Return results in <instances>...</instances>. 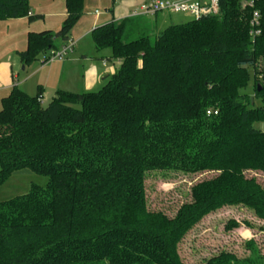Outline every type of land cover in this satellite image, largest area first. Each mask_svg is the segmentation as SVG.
<instances>
[{
	"label": "trees",
	"instance_id": "1",
	"mask_svg": "<svg viewBox=\"0 0 264 264\" xmlns=\"http://www.w3.org/2000/svg\"><path fill=\"white\" fill-rule=\"evenodd\" d=\"M243 1L219 0L217 15L153 39H133V20L99 26L94 49L120 66L98 91H57L42 105L40 89L14 87L1 100L0 185L22 169L48 185L0 203V264H184L179 243L211 212L243 205L264 221V188L243 173L264 171V132L253 126L264 122V0ZM65 7L58 31L28 35L24 66L70 42L83 0ZM28 16V0H0V20ZM249 69L252 96L241 93ZM156 171L220 174L167 217L146 204ZM208 263L241 264L232 254Z\"/></svg>",
	"mask_w": 264,
	"mask_h": 264
},
{
	"label": "rangeland",
	"instance_id": "2",
	"mask_svg": "<svg viewBox=\"0 0 264 264\" xmlns=\"http://www.w3.org/2000/svg\"><path fill=\"white\" fill-rule=\"evenodd\" d=\"M163 13L170 16L171 25H182L192 20L190 16L184 14ZM134 33L133 39L141 35H149L153 39L157 34L149 27L141 28ZM83 51L88 59L86 61L80 60V55L76 53L72 60L83 62L73 64L69 72L72 77L67 76L61 79L63 90L67 93L83 94L87 92L84 87L83 74L90 70V66L98 68L99 71L112 67V61L104 62L101 60L102 56H108L110 53L108 50L99 53L94 49L93 43L89 41L88 44L83 46ZM115 68H117V64ZM49 71L50 68L45 69L43 73L40 72L32 78L31 96L37 95L39 90L36 88L35 82L37 83L42 76L44 79V75ZM21 74L24 75L23 72ZM249 74L251 77L250 82L241 93L252 96L253 72L250 69ZM96 87L93 88V91H98L102 86L98 85ZM52 89V87H44V91H42L44 100L47 95L48 99L55 96V93L52 94L51 92ZM255 103L258 105V101ZM253 126L255 129L264 132V122H254ZM243 173L246 178H254L264 188V171L246 169ZM219 174L220 172L217 171L197 174L171 171L150 172L145 179L147 208L150 211L161 212L167 217H173L181 205L191 202L195 195L202 192L205 184L219 177ZM47 185V177L36 174L29 169L18 170L13 172L0 185V203L27 195L32 186L45 189ZM178 253L184 264H209L208 262L213 263L215 259L227 254H232L235 260H238L241 264H244L243 261L245 260H248V262L257 261V263L263 264L264 221L257 218L252 210L243 205L225 206L204 217L179 243Z\"/></svg>",
	"mask_w": 264,
	"mask_h": 264
},
{
	"label": "crops",
	"instance_id": "3",
	"mask_svg": "<svg viewBox=\"0 0 264 264\" xmlns=\"http://www.w3.org/2000/svg\"><path fill=\"white\" fill-rule=\"evenodd\" d=\"M153 0H83V11L80 19L71 30L69 41L74 44L73 52L61 61H53L49 64H42V55L30 66H24L19 58V53L27 48L29 34H37L44 31L56 32L67 17L65 0H28V17L17 19L0 20V102L7 97L14 87L20 89L25 94H32V78L43 73L45 69L50 71L37 81L36 88L44 91V87H52V94L63 90L61 79L72 77L71 71L75 62L72 57L80 55V60H87L88 57L83 51V46L92 41L91 32L102 25L109 23H119L123 20H133L141 28L149 27L157 34L168 26H171V18L165 13L160 12L155 15H141L139 8L144 4H149ZM174 1V0H173ZM94 45V44H93ZM108 50V49H107ZM105 50L99 52L102 53ZM108 56H102V61H112V67L104 71L90 66V70L83 74L85 80V90L93 91L98 85L103 86L107 79L119 68L120 62L112 59L111 51ZM37 63V64H36ZM117 64V68L115 65ZM51 66H54L51 68ZM24 73V75L21 74ZM28 72V73H27ZM26 73V74H25ZM36 78V77H35ZM59 78L58 80H56ZM86 78V79H85ZM60 80V81H59ZM50 81V82H49ZM59 81V82H56ZM97 88V87H96ZM101 88V87H100ZM66 92V91H64ZM44 100L41 97V104L49 102L48 95Z\"/></svg>",
	"mask_w": 264,
	"mask_h": 264
},
{
	"label": "built area",
	"instance_id": "4",
	"mask_svg": "<svg viewBox=\"0 0 264 264\" xmlns=\"http://www.w3.org/2000/svg\"><path fill=\"white\" fill-rule=\"evenodd\" d=\"M258 0H244L245 6L253 7ZM160 12H169L172 14H184L190 16L194 20L202 17L217 15L219 12V0H153L149 4H144L139 8L138 13L141 15H155ZM260 16L254 11L250 23V36L252 38L260 34ZM74 44L69 42L58 50L51 51L46 59L49 64L53 61H61L67 55L73 52Z\"/></svg>",
	"mask_w": 264,
	"mask_h": 264
},
{
	"label": "water",
	"instance_id": "5",
	"mask_svg": "<svg viewBox=\"0 0 264 264\" xmlns=\"http://www.w3.org/2000/svg\"><path fill=\"white\" fill-rule=\"evenodd\" d=\"M251 102H252V99H251Z\"/></svg>",
	"mask_w": 264,
	"mask_h": 264
}]
</instances>
